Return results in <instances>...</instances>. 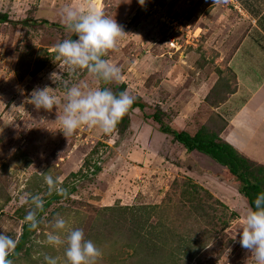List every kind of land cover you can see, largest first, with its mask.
Returning a JSON list of instances; mask_svg holds the SVG:
<instances>
[{"label": "rangeland", "instance_id": "1", "mask_svg": "<svg viewBox=\"0 0 264 264\" xmlns=\"http://www.w3.org/2000/svg\"><path fill=\"white\" fill-rule=\"evenodd\" d=\"M261 3L247 9L238 0H145L143 6L138 0H0V14L10 20L0 24V233L16 242L29 209L39 220L12 264H46L45 257L66 264L64 248L45 243L61 217L97 243L100 255L93 264H157L158 257L162 255L163 263L172 253L175 259L170 256L165 264H247L250 253L240 246L239 231L248 205L236 183L207 157L179 155L173 138L159 132V124L149 117L159 113L164 127L189 133L207 125L216 113L228 125L232 118L226 114H237L264 81ZM90 5L123 26L125 33L116 47L103 56L120 68V80L106 84L86 69L72 74L61 67L63 75L52 81L50 74L62 65L55 59V46L73 35L63 23L62 9L87 12ZM25 20L26 25L20 23ZM43 20L52 25L33 23ZM220 81L234 93L219 91ZM73 85L84 91L103 86L114 94L124 85L144 109L128 114L122 134L81 126L65 137L56 120L62 103L47 112L36 110L29 97L34 88L48 86L62 102ZM219 93H225L222 103L214 99ZM222 140L228 142L227 137ZM238 142L251 146L246 139ZM237 147L247 157L248 150ZM252 151L256 159L263 156L258 149ZM80 169V176L70 175ZM45 175H51L65 194L40 214L31 198L39 196L45 204L56 194L49 193ZM188 181L211 198L199 191L188 201ZM199 203L202 214L196 211ZM115 206L146 212L140 217L138 211L135 216L122 212L111 217L103 211ZM145 217L148 224L160 225L165 239H174L170 249L152 256L137 244L124 246V240L131 239L129 229L135 222L144 225ZM219 219L229 223L224 232ZM212 223L217 224L214 231ZM176 238L191 240L183 250L186 258L177 257Z\"/></svg>", "mask_w": 264, "mask_h": 264}, {"label": "clouds", "instance_id": "2", "mask_svg": "<svg viewBox=\"0 0 264 264\" xmlns=\"http://www.w3.org/2000/svg\"><path fill=\"white\" fill-rule=\"evenodd\" d=\"M138 3L143 6L145 0H138ZM61 15L65 27L76 38L65 39L55 46V59L62 61V65L57 66L58 72L50 74V79L53 81L54 77L62 76L61 67H66L72 74L86 69L95 79L106 84L119 81L120 68L102 57L116 47L118 38L125 33L123 26L115 19L105 17L91 5L87 12L65 6ZM49 89L48 86L34 88L29 101L36 110L47 112L62 103V114L56 120L60 125L58 130L65 137L72 136L81 126L98 128L102 133L109 134L134 103L127 90L114 94L109 88L84 91L80 86L73 85L66 89L61 102L50 94ZM44 180L49 186V193L55 191L58 195L65 194L51 175H45ZM31 204L40 210L44 201L39 196H33ZM24 221L30 230L39 227V220L33 210L27 211ZM54 229L46 234L45 243L53 247L62 246L66 264H93L100 255L96 244L90 239L86 240L81 229L69 227L65 218L56 219ZM239 237L240 246L250 253L247 264H264V192L258 193L245 209ZM15 247L14 239L0 233V264H12L8 257ZM45 261L46 264H58L54 257H45Z\"/></svg>", "mask_w": 264, "mask_h": 264}, {"label": "trees", "instance_id": "3", "mask_svg": "<svg viewBox=\"0 0 264 264\" xmlns=\"http://www.w3.org/2000/svg\"><path fill=\"white\" fill-rule=\"evenodd\" d=\"M241 3L245 5V8L248 9V7L252 4L259 5L261 7L262 3L261 1L264 0H248L246 2L238 0ZM10 20L7 15L0 14V24L3 23H8ZM23 25H26L28 23V20H25L23 22H20ZM34 24H42V25H52L49 22L43 20L40 22H33ZM56 28H61L57 25H54ZM72 39H75L76 37L74 34L71 37ZM103 58V57H102ZM261 81V79H260ZM218 85H222L223 87L218 88L220 90H224L227 93L231 92L234 93L230 87L227 84H223L222 81L219 82ZM102 88H104L102 86ZM216 86L212 89V93L216 94L218 91H216ZM125 86L122 85L117 89V93L120 91H124ZM230 94V93H229ZM225 93H219L215 95L214 99L215 101H218V103H222V101H225ZM228 95V94H227ZM134 109L138 110H143L144 105L142 102H138V100H134L133 105L129 108L127 113L122 117V119L118 122V124L114 127V130H116L119 133H124V131L128 128V114L131 113ZM227 116V114H226ZM152 119L156 124H159L158 130L162 134L171 136L173 138V141L175 145L178 147V154L184 156H190V155H200L203 157H207L210 159V161L216 163L217 165L221 166L226 174L228 175L229 179H232L234 183L237 185V192L238 194L243 197L247 203V205L251 204V202L254 200L255 196L260 193L264 192V164L257 162L255 160H252L248 157H245L244 155H241L234 147H232L229 143L226 141L222 140L221 134L225 130L227 126V122L223 119V116L216 113L212 114L210 118L208 119L209 121L207 122V125L202 126L198 131L194 133H189L185 131H178L174 130L170 127H164L161 124V121L159 119V113L158 114H153L149 117ZM209 125V126H208ZM208 126V127H207ZM95 171H98V168L95 166L94 167ZM82 174V169H80L76 174H70L72 177H78ZM189 185V189L187 190L188 194V201H192L194 197H196L199 193V191L203 192L206 195H209L211 198L210 194H207L208 192L203 189L201 186L198 184H194L191 181L187 182ZM61 195H58L57 193L50 196V198L47 200V203L44 204L43 209L38 212V213H43L45 209L51 206V203L53 202H58L60 199ZM218 205H220L222 208L225 206H222L218 200H216ZM198 209L196 210L198 213L202 214L204 213V209H202V206L199 204ZM226 208V207H225ZM143 209V208H142ZM107 211L108 214H111V217L115 216L118 213H129L132 214V216H135L138 212H141L140 216H142L143 213L146 212V209L141 211L140 208L136 210V208H128V207H123V206H115V207H109V208H104L103 211ZM136 211V213H135ZM138 211V212H137ZM106 213V214H107ZM148 213V212H147ZM105 214V215H106ZM203 214L202 216H204ZM234 214H231V219L234 218ZM148 217H145L144 225H140L135 222V225L129 229V234L131 235V239L128 243L127 239L124 240V246H127L128 248H132L136 244L142 249L145 248L150 255L155 256V253L158 251L164 252L165 249H170V244L172 241H174L173 238L165 239V232L161 231L160 225L155 226L148 224L147 222ZM112 222L115 221V219L111 220ZM117 221V220H116ZM140 222V220H139ZM220 225L222 226V232H224L229 223L226 221L220 220L218 221ZM211 227L213 231L216 229L217 224L212 223ZM21 235L19 236L18 240L16 241V247L15 249L11 252L10 256L8 257L10 260L15 259L18 254L24 249L23 246L26 241L29 240V237L31 234H33L35 230H30L28 225L25 223L22 226L21 229ZM163 232L165 234H159V232ZM171 232H168V234ZM114 236L117 235V233L113 234ZM171 236L173 234L171 233ZM157 238H161V241H158ZM169 238V235H168ZM13 239V238H12ZM179 240V238H176ZM178 247H175L174 250H179L180 252L177 253V257L181 258V255H184V258H186V253L183 252V250H186L189 248V245L191 244V240L182 238L179 241L175 242ZM231 243V242H229ZM97 246V243H95ZM196 245V243L194 244ZM230 245V244H229ZM173 249V248H171ZM172 253V252H171ZM161 255V254H160ZM174 254H170V256H173ZM170 256L168 258H165L163 260V263L165 264L166 262H170ZM158 257V256H156ZM175 259V257L173 256ZM161 258L158 257L156 259L157 264H163L161 262ZM191 259V257H190ZM173 261V260H172ZM171 264H177V262H171Z\"/></svg>", "mask_w": 264, "mask_h": 264}, {"label": "crops", "instance_id": "4", "mask_svg": "<svg viewBox=\"0 0 264 264\" xmlns=\"http://www.w3.org/2000/svg\"><path fill=\"white\" fill-rule=\"evenodd\" d=\"M261 84L254 91V94L243 101L241 104L242 109L239 110L237 114H227V116L232 119L222 132L221 138L227 137V143L233 145L236 149H238L237 145L239 144V146H241L240 150H243V148L248 150L246 154L245 152L244 154L252 160L258 158L252 150H260L263 156L255 161L264 163V81ZM248 105H250V107H248ZM257 112H259V114ZM239 137L243 140L246 139L251 145L249 146L251 148L243 147L241 143L238 142L243 141L239 139ZM252 154L253 156H251ZM182 155L184 156V154Z\"/></svg>", "mask_w": 264, "mask_h": 264}]
</instances>
